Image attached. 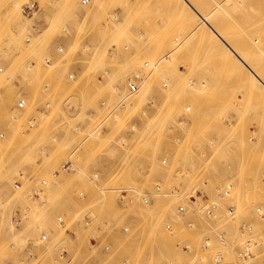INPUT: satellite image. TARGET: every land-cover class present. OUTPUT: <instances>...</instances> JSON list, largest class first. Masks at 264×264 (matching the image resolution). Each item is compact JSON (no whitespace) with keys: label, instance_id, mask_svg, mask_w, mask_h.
I'll list each match as a JSON object with an SVG mask.
<instances>
[{"label":"rangeland","instance_id":"obj_1","mask_svg":"<svg viewBox=\"0 0 264 264\" xmlns=\"http://www.w3.org/2000/svg\"><path fill=\"white\" fill-rule=\"evenodd\" d=\"M30 1L0 0V95L8 93L0 108L15 109L6 121L19 127L12 139L0 138V264H64L60 247L53 257L23 256L31 240L41 243L42 234L49 244L67 237L57 225L61 215L76 236L64 244L76 264L90 255L91 236L101 237L104 245L113 242V257L130 255L135 264H216V252H224L221 264H264V91L251 82V74L212 45L210 35L199 30L195 36L194 18L177 0H36L39 11L26 17L22 7ZM209 1L226 9L232 37L247 49L251 64L256 62L251 52L264 64V0ZM120 68L127 89L129 77L143 74L148 93L142 100L140 92H126L114 103L105 85L108 70ZM7 78L21 79L17 91ZM75 91L81 98L69 100ZM22 99L28 104L20 110ZM102 100H107L104 109ZM75 101L96 108L107 131H92L95 119L88 120L83 111L71 114ZM40 107L45 110L39 112ZM187 107L190 113H184ZM144 110L147 118L141 116ZM136 121V135L122 146L120 139L129 138ZM30 122L34 127L26 132ZM77 123L80 131L74 129ZM73 152L79 172H61ZM163 158L170 159L168 168L161 165ZM95 170L102 175L99 187L88 180ZM21 173L26 180L16 190L13 183ZM227 178L235 183L238 215L224 226L229 235L222 242L220 225L203 211L212 203H228L217 190ZM160 181L164 190L154 204L143 206V195L156 194ZM197 189L207 192L206 202L188 206V214L179 216L178 206ZM84 191L86 201L77 197ZM85 210L97 215L90 228L80 222ZM130 219L137 222L136 230L121 236L118 229ZM239 219L248 220L252 230L246 235L254 241L255 257L244 263L235 257ZM184 220L193 226L186 228ZM169 221L176 232L167 240L163 226ZM205 238L213 240L209 250L203 249ZM156 244L162 247L154 254ZM91 256L99 264H120L99 250Z\"/></svg>","mask_w":264,"mask_h":264},{"label":"bare ground","instance_id":"obj_2","mask_svg":"<svg viewBox=\"0 0 264 264\" xmlns=\"http://www.w3.org/2000/svg\"><path fill=\"white\" fill-rule=\"evenodd\" d=\"M179 1V3L181 4V9H184L188 12V14L190 15V17L194 18L192 19L193 20V23H194V32H195V36L198 35L200 32H202V34H208L210 35V38H211V44L212 45H216L217 47L221 48L224 50V52L226 53V55L228 57H231L232 60L235 61V64L238 63L240 64V68H242V71L244 69H246L250 74H251V78L254 81L256 84H257V87L262 89L264 91V64L259 60L260 56L257 55V54H253V52H251V56H252V59H255L256 62H255V65L254 64H251L250 60H249V57L247 55V49L243 46V45H240L239 42L235 41L232 37V35L234 34L233 32L235 31H232L230 30V25H231V21L229 20L228 17H225L223 12L226 11L225 8L221 7L220 4L218 5H214V4H211L209 3L210 1L209 0H177ZM89 2V0H83V4H87ZM175 2V1H174ZM216 2V1H215ZM31 3H36L37 5V8L34 10V12L31 14V15H25L24 12H23V9L26 5L28 4H31ZM179 3H177L179 5ZM130 8V7H129ZM182 10V11H184ZM39 11V4L36 0H32L30 1L29 3L25 4L23 7H22V12H23V15L26 16V17H31L33 16L35 13H37ZM185 11V12H186ZM183 12L184 14H187ZM182 14V13H181ZM183 14V15H184ZM180 15V14H179ZM129 16V15H128ZM127 16V18H128ZM191 20V18H190ZM126 21V20H125ZM188 22H191V21H188ZM234 22V21H233ZM192 23V24H193ZM235 23V22H234ZM191 23H189L190 25ZM232 26V25H231ZM124 29V28H123ZM171 29V28H170ZM200 30V32H199ZM160 31V30H159ZM154 32V31H153ZM193 32V33H194ZM245 33V32H244ZM117 34V32H116ZM171 34V33H170ZM241 34V33H240ZM194 35V34H193ZM237 35V34H236ZM157 37V36H156ZM193 39V38H192ZM254 39V38H253ZM245 40V39H244ZM247 40V39H246ZM245 40V41H246ZM27 41L29 42V39H27ZM162 41V40H161ZM196 41V40H195ZM200 41V40H199ZM239 41V40H238ZM253 41V40H252ZM241 42V40H240ZM246 43V42H245ZM259 43V42H258ZM186 44V42H185ZM210 44V43H208ZM242 44H243V41H242ZM247 45V44H246ZM257 45V44H256ZM250 46V45H249ZM252 46V45H251ZM259 45H257L258 47ZM260 47V46H259ZM196 48V47H195ZM206 48V47H205ZM254 49V48H253ZM255 50V49H254ZM59 51H62L61 49H59ZM206 51V50H205ZM251 51V49H250ZM227 58V57H226ZM47 63H50V60H47ZM114 63V62H113ZM129 64V63H128ZM134 64V63H133ZM121 65V64H120ZM126 66V64H125ZM145 67H149V62H146L145 63ZM244 68V69H243ZM121 69V68H120ZM132 69V68H131ZM2 71V69H0V72ZM109 77L107 78V85H105L106 87V90H108L111 94H112V97L114 98V103L118 104V102L121 101V99H124V95L126 92H129L131 95H136L138 92H140L138 95H137V98L139 100H142L143 97H145L148 93V85L146 86V81H145V78L143 77V74L141 73H137V74H134L133 76L129 77L128 78V89L126 88V85L123 84V82H121V80H125L124 76H123V71L121 69V71H118L117 69H109ZM69 79L70 80H73L74 79V75L71 74L69 75ZM147 80V79H146ZM145 81V82H144ZM167 82H165L163 84V87L166 88L168 86V84H166ZM179 84V83H178ZM182 83H180L181 85ZM185 85V84H184ZM135 89H134V88ZM186 87V86H185ZM255 87V85H254ZM178 88V87H177ZM167 89V88H166ZM252 93V92H251ZM24 103V104H23ZM27 100L26 99H22L19 101L18 103V109L20 110H23L27 107ZM102 106L106 107L107 106V100H102L101 103H100ZM154 104V101H150L149 102V106H152ZM23 105V106H22ZM208 107V106H207ZM191 111V108L190 107H187L186 108V112L184 113H190ZM141 116L143 118H147L148 116V111L144 110L142 113H141ZM185 122H186V119L184 116H181L179 117V120H178V123H179V126L184 129L185 128ZM138 124H140L138 121H136L135 123H133V125H131L130 129H129V138L128 136L127 137H124V138H121L120 139V144L122 146H126L127 144V140H130V137L131 138H134V136L136 135L135 132L138 128ZM30 127H32V123L29 124ZM175 142L178 141V138H175L174 139ZM163 160H166L167 163L166 164H163ZM66 163H71V166H72V169L70 170H64V165ZM161 165L165 168H168L170 166V159L168 158H163L161 160ZM79 169H80V166L77 162V160L73 159V158H68L67 160H65V162L62 164L61 168H60V171L61 172H64L66 174H72V173H77L79 172ZM97 171V170H95ZM91 172L88 174V180L91 184H96L91 176L93 175V173L95 172ZM99 172V171H97ZM59 172H56V174H58ZM100 173V172H99ZM54 177H56V175H54ZM19 178L20 180H16L14 181V188L16 190H20L22 188V185H23V181L26 180V176L21 173L19 175ZM101 178H102V175H101ZM228 179V178H227ZM226 181V182H225ZM224 181V186L222 188V192H221V195L223 198H225V200H227V204H225V206H222V205H219L218 203H212V204H209L208 206L205 207L204 211H203V215L204 217L212 220V222L217 225H220V228H219V231H218V237L220 239V241L222 242H226L227 238H228V235L227 234V231L225 232V228L224 226H227L228 223L232 222L233 220L237 219V209L238 207L236 206L234 202V199H233V195H234V192H235V183L231 180V179H228V180H225ZM16 183H19L20 186L17 187L16 186ZM231 185V190H232V194L230 197H227L226 195H224V189L227 190L228 186ZM158 186H160V190L158 189ZM233 188V189H232ZM155 193L157 194H153V193H145L143 195V198H142V205L143 206H146V207H150V205L154 204V201H155V198L156 196H158V194H160L163 190H164V182L160 181L158 182L157 184H155ZM231 190H230V193H231ZM199 192H204L206 195H207V192L203 189H197L194 191V193H192L190 195V197L188 198L187 200V203L186 204H181L178 206L177 208V212H178V215L179 216H186L188 214V206L190 207H194L195 206H199L200 204H203L206 202L207 198H202V197H199L198 196V193ZM82 193V192H80ZM35 195V194H34ZM36 196V195H35ZM38 196V195H37ZM229 196V195H228ZM78 197V195H77ZM88 196L86 197V200H87ZM144 198H147L149 199V204H145L144 203ZM78 199H80L78 197ZM82 200V199H80ZM86 200H82V201H86ZM0 202H1V199H0ZM230 205H233L235 207V213L233 212V214H230L229 213V206ZM184 207V210L181 211L180 210V207ZM214 206H216V208H213ZM125 206H122V205H118V209H122L124 208ZM209 210H212L213 214L212 215H209ZM88 210H85V211H82L81 212V224L83 226H85L86 228H90L92 227L94 224L92 225H87L84 223L83 221V217L84 215L86 214ZM223 211V218H221V214ZM257 213H262V209L261 208H258L257 209ZM62 216V215H61ZM64 217V216H63ZM212 217V218H210ZM65 220H66V225H60L58 223V218H57V225L63 229L66 233H69L70 231V227L68 225V221H67V216L64 217ZM237 222L239 223V227H238V230H239V236H240V239L241 241L239 242V249L238 251L235 253V257L237 258L238 262L240 263H244V262H247L249 260H252L254 257H255V253H254V241L252 238H250L249 236H247V232L252 230V227L250 225V223L248 222L247 219H239V221L237 220ZM236 222V223H237ZM105 225H107L108 223L107 222H103ZM137 222H135V220H129L127 223H124L122 228L118 229V232L121 234V236H124V237H129L131 236V234L136 230V227L138 226L136 224ZM184 223V226L187 228V227H192L193 226V222H190V221H187V220H184L183 221ZM136 224V225H135ZM168 225H171L174 229V232H176V227H175V223L173 222H166L163 226L164 230H165V235H164V238L167 239V240H170L171 238L174 237V233L172 234H169L167 233L166 231V226ZM224 232V233H223ZM223 233V234H222ZM45 237L46 240H43ZM91 238H94L95 239V243H91L90 242V239ZM206 239H210L211 238H205L204 241H203V246L205 244V240ZM41 243L40 245H44V244H47L49 242L48 240V236L46 234H42L41 236ZM89 244L91 247L94 248V246H96V244L98 243L97 242V237L95 236H91L89 239ZM246 242H249L250 245H251V251H252V256L247 259L246 261H243L241 260L240 256H239V252L241 250H243L244 248V244ZM109 244H112L114 245L113 242H109L107 244H103V242L100 244V252H102L104 255H105V258L108 259V260H116V262H120V264H135V262L132 260V257L130 255H126L124 257H122V255H117L115 257H113L114 255V251H115V248L114 246L110 249V251H106V247L109 246ZM213 244V240H211V245ZM211 247V246H210ZM209 247V248H210ZM189 248V247H188ZM208 248V250H209ZM64 250H67V249H63L61 251V256L63 258H65L63 256V251ZM183 251V249H181ZM205 250V249H204ZM189 253H192L191 250L189 249L188 250ZM187 252V253H188ZM24 253L29 256V257H33V253L31 250L29 249H26L24 251ZM217 253V252H216ZM216 253L214 254L213 256V260L215 261L216 257ZM224 256V252H221ZM166 256V255H165ZM123 258V259H122ZM67 260V258H65ZM168 259V258H166ZM167 262V261H166ZM165 262V263H166ZM21 263V262H20ZM164 263V264H165ZM216 264H219L215 261ZM86 264H93L92 262H88ZM221 264V263H220Z\"/></svg>","mask_w":264,"mask_h":264},{"label":"crops","instance_id":"obj_3","mask_svg":"<svg viewBox=\"0 0 264 264\" xmlns=\"http://www.w3.org/2000/svg\"><path fill=\"white\" fill-rule=\"evenodd\" d=\"M6 81L12 83L11 87H12V90H14V92H15V90L17 91V89L20 87V83H21L20 78H17L14 80L7 78ZM45 90H47V88ZM6 96H8L7 91L6 92L1 91L0 100L5 99ZM80 98H81V96H80L79 91H75L73 94H71L69 96V100H76L77 101ZM76 101H75V104H73V106L69 107L71 114H73L75 117H77L83 111L84 116H86L88 120L95 119V122L91 124V125H93L92 131H96V132L97 131H99V132L107 131L108 127L105 125L103 118H101L99 116L100 113L98 110H96V108H85V107L82 108L80 103H76ZM100 107L102 109H104V106H102L101 104H100ZM39 110H40L39 112H42L45 110V108L40 107ZM13 114H16V111L13 108H11L7 111L0 108V138L5 137V139H12L15 132H17V130H19V127H16L17 125L12 126V124L11 125L7 124V121H6L7 118H9L11 120L12 117L14 118ZM31 123L32 122H30L29 124H31ZM29 124H27L26 132H28L32 127H34V125H32V127H30ZM21 129L24 130L23 128H20V130ZM74 129H75V131H80L82 129V125L77 123L74 125ZM22 136H24L23 132L18 137L19 142H21ZM16 143H18V141ZM68 158H73V159L77 160V155L75 152H73ZM64 214H66V213H64ZM66 234H68L66 238L64 237L62 239L56 240L55 243L52 242L51 244H49V242H48L47 244H44V245H40V244L35 245L34 242L31 240L29 243L30 246H28L27 249L32 251L33 257L27 256L24 252H23V256L27 257V258H40L43 255H46L48 257H53L55 252H56V248L60 247L61 249H60L59 253L61 254V251L63 249H67V251L70 253V255H72L74 258L73 264H76V257L74 255V252L72 251L71 248H66L64 246V244L67 242L71 243L72 239H75L76 236H75L74 232H72L71 229H70L69 233H66ZM97 242L98 243L93 248L90 246L89 241H88V251H89L90 255L89 256L87 255V259H85L82 264H86L88 262H92L93 264H99L100 261L98 262L97 260H95L91 256V254L93 255V253L98 252V250H100V244L102 243L101 237L97 236ZM21 258L25 259L23 257H21ZM21 258H19V261L21 260ZM61 258L63 259V262L65 261L64 264H69L65 258H63L62 256H61Z\"/></svg>","mask_w":264,"mask_h":264},{"label":"built area","instance_id":"obj_4","mask_svg":"<svg viewBox=\"0 0 264 264\" xmlns=\"http://www.w3.org/2000/svg\"><path fill=\"white\" fill-rule=\"evenodd\" d=\"M36 8H37L36 3H31V4H28V5H26V6L24 7L23 12H24L25 15L28 16V15H31V14L34 12V10H35ZM133 88H134V87H133ZM134 89H135V88H134ZM23 104H24V103H23ZM22 106H23V105H22ZM166 163H167V161H166V160H163V164H166ZM70 169H72L71 163H66V164L64 165V170H70ZM91 178H92V180L96 183V185L99 187L100 184H101V182H100V180H101V174H100L99 172L95 171V172L93 173V175L91 176ZM98 182H99V183H98ZM16 186L19 187L20 184H19V183H16ZM231 187H232V186L229 185L228 188H227V190L224 189V195H226L227 197H230L231 194H232ZM158 189L160 190V186H158ZM232 189H233V188H232ZM217 190H218L219 193L222 192V189H221V190L217 189ZM230 190H231V193H230ZM35 195L37 196V192H35ZM228 195H229V196H228ZM87 196H88V195H87V193H86L85 191L82 192V193H79V194H78V197H79L80 199H82V200H86V197H87ZM198 196H199V197H202V198H207V195H206L204 192H203V193H202V192H199V193H198ZM144 203H145V204H149V199L144 198ZM229 207H230V208H229V213H230V214H233V212L235 213V207H234L233 205H230ZM213 208H216V206H214ZM180 210L183 211V210H184V207L181 206V207H180ZM212 214H213L212 210H209V215H212ZM233 215H234V214H233ZM210 218H212V217H210ZM96 220H97V215H96V213H94V211H92V210L87 211L86 214H85L84 217H83V221H84V223L87 224V225H92V224H94V223L96 222ZM58 223H59L60 225H66V220H65V218H64L63 216H59V217H58ZM166 231H167V233H169V234L174 233V229H173V227H172L171 225L166 226ZM223 233H224V232H223ZM223 233H222V234H223ZM43 240H46L45 237H44ZM90 242H91V243H95V239H94V238H91V239H90ZM210 246H211V240H210V239H206V240H205V244H204V246H203V249L207 250ZM112 247H113V245H112V244H109V246L106 247V251H110V249H111ZM161 247H162V246H160L159 244H156V245L154 246V248H155V250H156V251H154V254H155L157 251H159ZM181 247H182V249H183L184 252H188L189 248H188L187 245H181ZM62 253H63V256H64L65 258H67V262H68L69 264H73V262H74V258H73V256L70 255V253H69L67 250H64ZM239 256H240L241 260H243V261H246L247 259H249V258L252 256L251 245H250L249 242H246V243L244 244V248H243V250H241V251L239 252ZM215 257H216L215 261H216L217 263H219V264H220V263H223V261H224V256H223V254H222L221 252H217L216 255H215ZM154 258H155V257H154ZM165 264H177V262L174 261V260H168Z\"/></svg>","mask_w":264,"mask_h":264}]
</instances>
